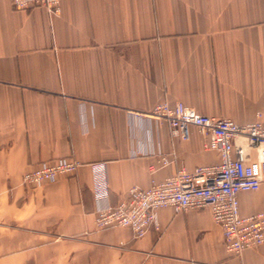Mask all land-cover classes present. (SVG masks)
<instances>
[{
	"label": "crops",
	"instance_id": "crops-1",
	"mask_svg": "<svg viewBox=\"0 0 264 264\" xmlns=\"http://www.w3.org/2000/svg\"><path fill=\"white\" fill-rule=\"evenodd\" d=\"M176 102L264 120V0H61L58 14L0 0V264H264V245L225 251L209 208L161 209L138 240L96 227L90 164L107 163L116 205L220 162L196 128L185 141L133 114ZM161 155L171 164L151 172ZM65 157L82 164L75 175L22 185ZM238 199L242 216L264 211V183Z\"/></svg>",
	"mask_w": 264,
	"mask_h": 264
},
{
	"label": "built area",
	"instance_id": "built-area-1",
	"mask_svg": "<svg viewBox=\"0 0 264 264\" xmlns=\"http://www.w3.org/2000/svg\"><path fill=\"white\" fill-rule=\"evenodd\" d=\"M60 3L61 0H11L16 11L44 8L50 14L60 12ZM133 114L164 122L172 136L185 141L190 138L191 129L196 128L204 136V148L218 154L220 162L198 166L192 172L181 167L160 182L152 181L148 188L134 186L128 197L116 205L110 202L107 163L90 164L92 193L101 204L96 211V227L100 230L127 228L138 240L158 228L157 212L161 209L209 208L222 230L224 248L229 255L264 245V211L242 216L238 199L241 192L257 191L264 183V120L239 124L229 118L202 115L182 102L160 103L150 112ZM170 164V158L161 155L150 170L155 172ZM81 167L80 162L69 157L42 162L22 176V185L33 187L54 182L61 175H75Z\"/></svg>",
	"mask_w": 264,
	"mask_h": 264
},
{
	"label": "bare ground",
	"instance_id": "bare-ground-1",
	"mask_svg": "<svg viewBox=\"0 0 264 264\" xmlns=\"http://www.w3.org/2000/svg\"><path fill=\"white\" fill-rule=\"evenodd\" d=\"M69 175V174H68ZM61 176H64V175H61Z\"/></svg>",
	"mask_w": 264,
	"mask_h": 264
}]
</instances>
